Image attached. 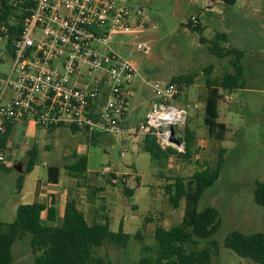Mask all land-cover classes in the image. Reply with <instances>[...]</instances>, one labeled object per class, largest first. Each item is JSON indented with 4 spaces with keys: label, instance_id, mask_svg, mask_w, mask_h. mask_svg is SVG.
<instances>
[{
    "label": "rangeland",
    "instance_id": "rangeland-1",
    "mask_svg": "<svg viewBox=\"0 0 264 264\" xmlns=\"http://www.w3.org/2000/svg\"><path fill=\"white\" fill-rule=\"evenodd\" d=\"M218 1L149 0L146 7L150 24L146 32L137 37L115 35L110 41V48L120 58L130 60L139 73L133 85L135 95L130 100L131 115L135 112L143 115L148 111L154 95L148 83L173 82L183 75L196 76L185 88L181 99L190 110L186 127L194 138L192 156L188 160L171 157L158 165L136 138L124 140L119 135L100 134L91 143L84 131L74 133L63 127L65 129L58 134L49 135L43 128H27L19 123L8 140L9 161L0 166L1 222L11 223L17 217L15 198L20 171L27 163L28 139L38 147L39 158L33 176L42 181L48 180L49 167L60 170L61 186L65 180L71 181L73 172L66 166L85 155L88 171L83 177L82 172H77V177L82 178L80 182L86 186L84 200L94 202L83 209L88 221L104 222L107 219L114 232H118L123 223L124 231L133 235L127 247L105 242L97 254L109 264H137L145 255L155 256L156 227L170 229L180 224L185 215L186 201L182 200L179 208L173 207L165 192L166 185L173 178L188 177L206 165L216 167L223 155L226 162L220 178L200 202V210L216 208L222 219L221 228L214 236L220 249L212 264H257L237 256L225 247L224 241L233 231L264 233V207L254 199L255 183L264 181V55L249 62L246 89L222 92L224 99L218 108L220 119L229 128L226 141H210L203 120L204 109L193 108L202 96H206L208 79L220 82L226 73L234 71V56L220 59L210 53L216 34H227L229 42L225 46L237 48L241 35L245 34L241 31L247 30L240 19V15L246 13L243 6L254 3V0H238L235 6L226 5V19L221 20L214 14L219 12L218 6H209ZM192 18L202 26L201 32L187 26ZM248 29L252 30L253 26ZM139 42H146L150 51L139 52ZM0 59V74L4 77L13 63L4 45ZM210 66L212 69L207 71ZM230 95L231 102L228 101ZM223 147L227 149L224 153ZM8 164L11 168H6ZM125 188L133 190V194L125 193ZM138 232L141 238L135 237ZM30 239L28 235L14 244V264H35ZM208 245L207 241L199 240L200 249ZM145 247L149 249L147 254Z\"/></svg>",
    "mask_w": 264,
    "mask_h": 264
},
{
    "label": "built area",
    "instance_id": "built-area-1",
    "mask_svg": "<svg viewBox=\"0 0 264 264\" xmlns=\"http://www.w3.org/2000/svg\"><path fill=\"white\" fill-rule=\"evenodd\" d=\"M148 1L32 0L31 14L6 50L13 62L10 71L0 74V134L14 124L32 122L90 137L153 136L163 150L184 152L190 114L181 101L186 87L171 81L148 83L154 94L150 107L143 119L131 120L139 73L110 48L112 36L146 32ZM137 50L148 53L150 46L139 42ZM8 161L7 152L0 151V166Z\"/></svg>",
    "mask_w": 264,
    "mask_h": 264
},
{
    "label": "trees",
    "instance_id": "trees-1",
    "mask_svg": "<svg viewBox=\"0 0 264 264\" xmlns=\"http://www.w3.org/2000/svg\"><path fill=\"white\" fill-rule=\"evenodd\" d=\"M226 5H235L238 0H222ZM32 0H0V51L5 44L6 50H11L13 39L20 33L24 20L31 14ZM187 26L201 32L199 22L194 25L190 21ZM6 40V43L3 40ZM202 42H206L201 38ZM229 37L225 33H217L210 53L220 59L234 56V71L226 73L220 82L207 80L205 96L204 122L208 138L213 142H224L228 136V127L219 121V102L224 99L222 92H234L245 89L247 77L243 66L244 52L236 48L226 47ZM207 71L212 66L206 68ZM195 75H183L173 82L189 86ZM13 126L0 134V151L5 149ZM78 131V130H76ZM185 151L169 147L163 150L153 136L144 137L143 150L150 154L151 159L158 165L171 157L188 160L194 147L193 134L185 127ZM223 153L225 149L222 150ZM27 163L18 178L17 188L21 189L25 175L38 163L39 153L36 147L27 154ZM226 159L221 155L216 167L204 166L188 177H175L167 184L165 192L173 207L179 208L182 200L186 201L185 215L180 224L167 229L157 226L154 239L156 242L155 256L145 255L137 264H212L213 257L219 253L220 244L214 236L220 230L222 219L220 212L213 207L200 210V202L207 190L219 180ZM73 169L86 172L87 158L80 157L72 166ZM59 169L49 168L48 176L51 183H57ZM125 193L132 195L133 190L125 188ZM255 202L264 207V181H257L254 187ZM150 219L148 218V221ZM28 235L35 257V264H109L105 258L97 254V250L105 242L127 247L133 238L126 233L123 223L118 232L110 229L108 220L90 222L78 208L74 199H69L65 206L64 215L59 219L56 203L50 207L35 201L32 204L21 205L17 209L14 222L0 221V264H14L13 246ZM141 238L140 232L136 234ZM199 240L207 241L208 247L199 248ZM226 248L243 259L257 264H264V233L246 234L240 231L231 232L225 239ZM145 253L149 251L144 248ZM147 254V253H146Z\"/></svg>",
    "mask_w": 264,
    "mask_h": 264
},
{
    "label": "crops",
    "instance_id": "crops-1",
    "mask_svg": "<svg viewBox=\"0 0 264 264\" xmlns=\"http://www.w3.org/2000/svg\"><path fill=\"white\" fill-rule=\"evenodd\" d=\"M215 5L218 6L219 12L214 13V14H216L217 17H219L220 19L222 18L221 20H225L226 15H225L224 11L227 9L226 4H224L223 1L220 0L218 2L210 3L209 6L212 7ZM243 11H245L246 13L240 15V19L243 21V23L242 22L241 23L244 24L245 27H247V30H245V32L243 30H242L243 32L241 31V33H245V34L241 35L236 49L244 52V57H243L242 62H243V66L245 68V74H246L247 83H248V81H249L248 80L249 79V77H248V64H249V62L251 61L252 58L261 59V57L264 55V3H263V0H254V3L243 6ZM251 26H253V29L252 30L248 29ZM250 52H251V54H250ZM206 90H207V85H206ZM199 104H200V108L204 109V114H205V104H206L205 96H202L199 99ZM145 115H146V113L143 115H140L139 112H135L134 114L131 115L129 112V118L131 120H134V121L143 119L145 117ZM203 120H204V115H203ZM219 121L226 124L225 122H223L220 119V117H219ZM18 124L19 123L13 125L11 132H10V135L12 134V131L14 130V128ZM21 124H23V125H21ZM21 124H20L21 126H26L27 128L37 127L32 122L21 123ZM204 124H205V122H204ZM61 129H65V128L61 127V128H54V129H45V131L49 135H54V134H58V132ZM71 131L74 133L78 132L74 129H71ZM97 137H99V136L98 135H95L92 137L88 136V138L91 140V143L93 141L97 140L98 139ZM136 139L141 140V146L143 149L144 138L140 137V138H136ZM26 143L29 146L27 149V152L33 147H36L38 150L37 145L35 143L32 144L30 139H28L26 141ZM48 147H49V145L46 146V148H48ZM7 148L8 147L6 146V148L1 150V151L7 152ZM223 149L227 150L226 147H223ZM27 152H26V154H27ZM38 153H39V150H38ZM81 157L87 158V156H85V155H82ZM78 159H76L72 163L69 162V164L66 166L68 171L73 172L72 173L73 175L70 176L72 178V180L71 181L65 180L64 182H62V186L60 184L61 172L59 173V179H58L57 183H51L49 181V176H48L47 181H42L39 179V177L36 176V178H35L33 176V175H35L36 168H37L35 166L29 173H27L25 175V179L22 183V187L20 190H18V194H17L18 196L15 198L16 199V201H15L16 202V209H18V207L21 205L32 204L35 201H39L41 203H44L47 207H50L52 205V203L55 202L56 207H57V211H58V215H59V219H62L63 215H64V210H65V206L67 204V201L69 199H74L77 202L78 208L83 213V215L86 217V215L83 212L84 207L86 205L88 206L92 203L94 204V202L91 201V202L87 203L86 200H84V196H85L84 191L86 189L85 188L86 186L80 182L82 178L77 177V172H80V171H77V170L72 168L73 164L75 162H77ZM8 160H9V156H8ZM6 168H11V165L6 166ZM49 168H56V167H49ZM87 171H88V158H87ZM83 173L84 172H82V177H83ZM20 174H22V171H20ZM9 203H11V201ZM11 205H12V203H11ZM86 219H87V217H86ZM123 228H124V224H123Z\"/></svg>",
    "mask_w": 264,
    "mask_h": 264
},
{
    "label": "water",
    "instance_id": "water-1",
    "mask_svg": "<svg viewBox=\"0 0 264 264\" xmlns=\"http://www.w3.org/2000/svg\"><path fill=\"white\" fill-rule=\"evenodd\" d=\"M17 169L20 171V170H21V169H20V166H18Z\"/></svg>",
    "mask_w": 264,
    "mask_h": 264
}]
</instances>
